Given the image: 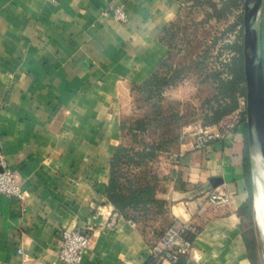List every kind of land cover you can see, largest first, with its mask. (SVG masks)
Segmentation results:
<instances>
[{
  "label": "crops",
  "instance_id": "0c3cea01",
  "mask_svg": "<svg viewBox=\"0 0 264 264\" xmlns=\"http://www.w3.org/2000/svg\"><path fill=\"white\" fill-rule=\"evenodd\" d=\"M181 10L178 0H0V162L23 194L0 196V264H61L60 230L90 236L81 264H150L151 233L170 226L194 230L178 264L259 260L240 102L219 139L179 144L178 165L161 169L162 206L144 226L105 197L121 124L142 117L137 88L166 61L163 35ZM261 50L264 61V5ZM211 195L229 202L211 205Z\"/></svg>",
  "mask_w": 264,
  "mask_h": 264
},
{
  "label": "trees",
  "instance_id": "16d2710c",
  "mask_svg": "<svg viewBox=\"0 0 264 264\" xmlns=\"http://www.w3.org/2000/svg\"><path fill=\"white\" fill-rule=\"evenodd\" d=\"M178 1H181V3L188 1L198 8L206 6L208 10V14L206 13L207 18L219 19L223 16L227 17L236 10H240V14L236 17L233 25V28L236 25L240 28L238 41L229 47V50L234 52V56L223 67L225 77H222L220 73H213L208 75L207 79L202 82L211 81L214 87V95L210 99H204L201 104V126L223 129L234 120V113L239 109V99L244 100L245 97L241 39L242 0H221L219 4L213 0ZM172 25L173 23L169 25L164 35L170 32ZM159 69L151 75L142 87L137 88L145 96L144 103L152 107L153 113L144 116V118L124 120L122 122L121 131L123 138L130 136L133 142L137 144V148L124 144L117 148L110 163L109 182L105 190V197L115 211L124 217L133 219L142 226L147 223L150 211L154 209L159 211L162 206L161 202L156 199L157 187L161 181L160 177L155 173L149 172L148 169L154 162L157 152L166 144L162 142L156 144L144 143L141 136H144L148 129L160 121L157 117L161 116L159 105L162 91L182 80L181 70H169L162 76ZM169 72L171 75L167 79ZM242 114H245V107ZM246 177L250 185V166L246 169ZM164 231L152 233L158 236ZM185 237L189 240L186 235ZM151 238L155 240L152 236ZM250 248L252 247L249 245V250ZM251 257L255 258L253 249H251ZM181 261L182 259L178 263ZM150 264H155V260H151Z\"/></svg>",
  "mask_w": 264,
  "mask_h": 264
},
{
  "label": "rangeland",
  "instance_id": "374dc122",
  "mask_svg": "<svg viewBox=\"0 0 264 264\" xmlns=\"http://www.w3.org/2000/svg\"><path fill=\"white\" fill-rule=\"evenodd\" d=\"M213 1L219 4L221 0ZM206 13L208 14L206 6L198 8L184 1L170 32L164 35V44L169 47L170 54L159 70L162 76L169 70H181L182 80L162 91L159 105L161 116L157 117L160 121L141 136L144 143L166 144L157 152L148 169L158 177H162L161 169L174 166L172 160L178 153L179 144L187 138L194 139L205 128L201 126V104L204 99H210L214 95V87L210 80L202 82L213 73H220L225 77L223 67L234 56L229 47L238 41L240 28L237 25L233 28V25L240 10L219 19L207 18ZM170 75L171 73L167 79ZM144 99L145 96L141 95L136 103L137 106L144 107L141 110L142 117H131L130 120L144 118L153 113L152 107L145 105ZM239 102L244 109L245 101L239 99ZM214 129L208 132L215 131ZM124 141L126 146L137 148L130 136L124 138ZM261 184L264 186V183ZM255 264H264V251H261Z\"/></svg>",
  "mask_w": 264,
  "mask_h": 264
},
{
  "label": "water",
  "instance_id": "95a60500",
  "mask_svg": "<svg viewBox=\"0 0 264 264\" xmlns=\"http://www.w3.org/2000/svg\"><path fill=\"white\" fill-rule=\"evenodd\" d=\"M264 0H242L241 39L245 92V117L252 181L257 194V180L264 183V61L261 50V13ZM259 240L264 250V230Z\"/></svg>",
  "mask_w": 264,
  "mask_h": 264
},
{
  "label": "built area",
  "instance_id": "2783aa9c",
  "mask_svg": "<svg viewBox=\"0 0 264 264\" xmlns=\"http://www.w3.org/2000/svg\"><path fill=\"white\" fill-rule=\"evenodd\" d=\"M112 15L118 21L124 20L121 9H114ZM211 128L214 129V127ZM212 129L203 128L195 136L194 147L196 149H204L209 143L221 137L220 132L215 129V131L208 132ZM172 164L178 165V155L173 157ZM0 167V196L22 200L23 194L15 175L6 167L4 161L0 162ZM208 202L217 206L227 204L229 199L222 195H211ZM186 233L194 234V230L190 227L170 226L161 235L157 236L151 233L156 241L151 248V259L155 260V264H177L180 259L185 258L192 248V242L185 237ZM89 246L90 236L87 233L60 230L58 233L57 261L61 264H81L84 253ZM18 253L20 254L21 251L18 250Z\"/></svg>",
  "mask_w": 264,
  "mask_h": 264
},
{
  "label": "bare ground",
  "instance_id": "6f19581e",
  "mask_svg": "<svg viewBox=\"0 0 264 264\" xmlns=\"http://www.w3.org/2000/svg\"><path fill=\"white\" fill-rule=\"evenodd\" d=\"M264 179V173L261 174ZM257 194L255 196V210L257 213V221L262 230H264V186L261 181L257 180Z\"/></svg>",
  "mask_w": 264,
  "mask_h": 264
}]
</instances>
